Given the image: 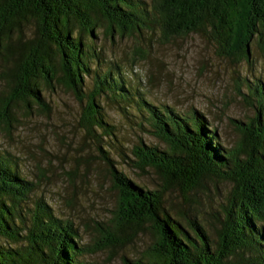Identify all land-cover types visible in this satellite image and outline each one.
<instances>
[{
	"label": "trees",
	"instance_id": "16d2710c",
	"mask_svg": "<svg viewBox=\"0 0 264 264\" xmlns=\"http://www.w3.org/2000/svg\"><path fill=\"white\" fill-rule=\"evenodd\" d=\"M98 20L105 24L108 36L155 28L167 40L197 32L212 40L218 55L248 61L253 43L264 55V0H151L148 8L135 0H0V81L4 85L0 129L4 134L11 127L13 105L21 103L26 110L35 105L48 112L40 84L51 86L54 81L81 99L82 76L88 73V60L95 51L80 34L91 35ZM31 22L32 33L26 36L23 27ZM72 29H76L74 34ZM133 54L142 57L144 50L135 46ZM111 72L107 67L94 75L78 118L91 139L96 130L99 135L109 126L95 97L124 98L123 82ZM255 93L257 112L245 122L240 140L231 148L219 145L215 128L204 124L198 113L178 117L167 108L161 114L152 104H145L167 148L160 151L137 145L134 149L138 165L160 172L157 190L132 182L98 147L117 192L119 220L111 232L104 230L110 243L90 249L77 246L71 224L52 216L44 205L37 204L23 222L20 204L31 184L0 151V264H87L78 259L83 251L114 246L117 232L144 227L152 242L142 258H124L123 264H264L262 85ZM205 178L230 184L215 216L212 242L196 221L189 222L186 230L162 207L167 188L176 186L181 193H189L202 187Z\"/></svg>",
	"mask_w": 264,
	"mask_h": 264
},
{
	"label": "rangeland",
	"instance_id": "374dc122",
	"mask_svg": "<svg viewBox=\"0 0 264 264\" xmlns=\"http://www.w3.org/2000/svg\"><path fill=\"white\" fill-rule=\"evenodd\" d=\"M135 1L145 8L151 3ZM104 26L98 20L91 35L80 34L97 53L91 54L88 73L82 76L80 100L54 81L51 86L40 84L48 112L35 105L26 110L17 103L11 107V127L5 134L0 129V151H5L16 172L31 184L20 204L23 222L37 204L44 205L52 216L71 224L78 236L76 245L86 249L110 243L104 230L111 232L119 220L117 192L98 147L132 182L147 190L159 189L160 172L138 165L134 149L137 145L160 151L167 148L145 104H152L161 114L169 109L178 117L198 113L204 124L215 128L219 145L231 148L240 140L245 122L257 112L255 89L262 85L264 91V55L256 43L250 45L245 61L218 55L212 40L197 32L164 40L155 28L119 37L105 34ZM23 30L26 36L32 33V22ZM135 46L144 50L142 57L133 54ZM107 67L122 80L124 98L95 97L109 126L99 135L96 130L91 139L78 118L94 75ZM3 88L0 81V91ZM202 184L185 194L176 186L167 188L162 207L186 230L189 222L196 221L212 242L215 216L230 184L208 178ZM152 240L147 227L140 231L124 228L113 237L114 246L83 251L78 259L87 264H123L124 258H142Z\"/></svg>",
	"mask_w": 264,
	"mask_h": 264
}]
</instances>
